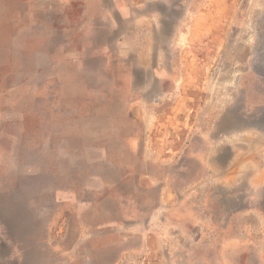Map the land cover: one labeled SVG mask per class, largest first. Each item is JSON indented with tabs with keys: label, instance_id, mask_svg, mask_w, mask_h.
<instances>
[{
	"label": "rangeland",
	"instance_id": "1",
	"mask_svg": "<svg viewBox=\"0 0 264 264\" xmlns=\"http://www.w3.org/2000/svg\"><path fill=\"white\" fill-rule=\"evenodd\" d=\"M181 90L264 132V0H0V264H183L131 145Z\"/></svg>",
	"mask_w": 264,
	"mask_h": 264
},
{
	"label": "crops",
	"instance_id": "2",
	"mask_svg": "<svg viewBox=\"0 0 264 264\" xmlns=\"http://www.w3.org/2000/svg\"><path fill=\"white\" fill-rule=\"evenodd\" d=\"M186 93L176 102L182 112L160 105L153 124L151 108H131L138 133L153 126L149 142L135 133L131 144L143 140L137 187L157 194L136 207L148 204L160 241L185 242L183 264H264V132L233 124L208 96Z\"/></svg>",
	"mask_w": 264,
	"mask_h": 264
}]
</instances>
